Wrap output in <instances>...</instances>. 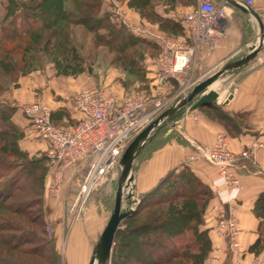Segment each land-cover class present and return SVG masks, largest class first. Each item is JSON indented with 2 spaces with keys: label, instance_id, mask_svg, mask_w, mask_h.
I'll return each mask as SVG.
<instances>
[{
  "label": "trees",
  "instance_id": "trees-1",
  "mask_svg": "<svg viewBox=\"0 0 264 264\" xmlns=\"http://www.w3.org/2000/svg\"><path fill=\"white\" fill-rule=\"evenodd\" d=\"M127 1L145 22L187 39L183 25L167 15L181 0H164L170 6L163 14L154 0ZM0 8V93L49 65L60 76L90 71L74 37L77 28L92 35L96 47L115 53L114 65L129 80L124 83L141 84L149 92L145 62L155 45L117 24L103 0H0ZM15 110L5 105L0 111V264H64L55 238L45 229L47 157L36 158L21 148L23 131L13 122ZM212 197L188 167L169 172L138 197L139 205L117 232L111 264H205L212 242L201 226ZM263 201L264 195L258 202L261 210Z\"/></svg>",
  "mask_w": 264,
  "mask_h": 264
},
{
  "label": "crops",
  "instance_id": "crops-1",
  "mask_svg": "<svg viewBox=\"0 0 264 264\" xmlns=\"http://www.w3.org/2000/svg\"><path fill=\"white\" fill-rule=\"evenodd\" d=\"M253 9L258 14L264 11V0H256ZM160 12L164 13L163 10ZM174 13L169 12L167 15L174 17ZM129 15L134 21H140L132 13ZM238 38L237 41L235 37L230 39L228 33L227 41L222 40L215 49H207L196 55L188 80L194 79L196 73L199 77L191 82L203 77L204 80L228 63L234 62L233 59L243 49L238 46ZM250 46L247 45L246 49ZM94 82L93 77L85 74L75 77L60 76L50 66L20 78L12 90V106L16 107L12 119L23 131V138L19 142L21 148L30 155L46 153L48 149L47 143L35 134L22 113V103L41 99L54 114L56 124L71 127L81 118L73 101L75 92L96 85ZM152 83L151 81L149 92L154 89ZM215 85L212 88L220 94L218 103L196 110H191L189 106L177 111L176 113H180L162 137L164 144H147L134 163V192L138 198L155 188L169 172L188 167L213 194L201 226L202 230L208 232L212 242L205 264H264V210L258 207V202L264 195V147L254 152L250 158L240 159L236 163L235 173L240 182L236 189H228L224 185L215 166L205 162H185L196 146L212 145L218 135L226 136L230 149L239 154L249 150L254 141L264 144V55L259 53L245 67L228 71ZM173 87L168 82L164 94L169 97L167 93L172 92ZM117 92L124 91L121 89ZM231 94L233 98L228 101ZM169 121L170 119L167 122ZM143 156L145 157L141 160ZM51 180L53 176L48 171L43 196L44 220L54 225L57 248L63 245L67 247L69 257H65V263L88 264L93 247L110 216L105 211L98 210L97 200L92 197L87 203L84 217L72 222L69 208L77 193L79 179L72 171H66L57 196L49 194L46 188ZM231 205L236 207V219L240 227L238 257L231 252L228 240L218 237L214 231L218 212Z\"/></svg>",
  "mask_w": 264,
  "mask_h": 264
},
{
  "label": "built area",
  "instance_id": "built-area-1",
  "mask_svg": "<svg viewBox=\"0 0 264 264\" xmlns=\"http://www.w3.org/2000/svg\"><path fill=\"white\" fill-rule=\"evenodd\" d=\"M237 1L252 9L256 2ZM113 4V16L118 24L125 25L137 36L156 43L160 48L152 77L153 91L130 94L99 85L82 88L73 96L81 118L71 127L54 124L52 111L39 101L20 105L35 134L48 145L45 154L53 176L46 187L49 194H59L66 171H72L79 179L77 193L69 208L72 222L84 217L91 196L118 175L120 160L130 142L178 99L164 94L167 83L177 82L180 94L185 95L203 81L204 77L194 82L188 80L192 62L198 53L215 49L225 38L229 25L227 4L199 0L197 7L182 20L187 39H178L160 33L156 26H132L119 3L113 0ZM263 147V143L254 141L249 150L239 154L230 149L226 136L218 135L212 145L196 146L185 162H205L215 166L224 185L236 189L240 186L235 173L236 163L250 158ZM214 231L218 237L228 240L231 252L238 257L240 227L234 205L218 212Z\"/></svg>",
  "mask_w": 264,
  "mask_h": 264
},
{
  "label": "rangeland",
  "instance_id": "rangeland-1",
  "mask_svg": "<svg viewBox=\"0 0 264 264\" xmlns=\"http://www.w3.org/2000/svg\"><path fill=\"white\" fill-rule=\"evenodd\" d=\"M214 1L218 5H221L223 3L220 0H214ZM116 2L119 3L120 9H122V12L125 14V18L127 19V21H129V23L132 26L135 27V26H138L139 24L140 25H142V24L143 25H145V24L146 25H152V26H156L158 31L160 33L166 35V36L175 37L178 39L183 38L179 34L178 35H172L171 32L166 31L164 29H161L160 28L161 26L154 21L153 22L152 21H146L145 22L144 20H142L140 18L139 14L136 11H134L132 8H130L127 0H116ZM154 3L158 6V8L160 10L165 9L166 6L167 7L170 6L164 0L162 2H159V3L157 0H154ZM103 4H104V7H106V10H108L110 12L111 17L115 19V17L113 16V13L115 12L113 0H103ZM198 4H199V0H181V2H178V4H176V6H175L176 9H175V13H174V18L176 19V21H178L180 24H182V20H183L184 16L188 12H190L192 9L197 7ZM226 7H227L228 18H229V20H228L229 25L227 27L228 32L227 31L225 32L226 39L224 38L223 40L227 41V34L229 33L230 39H234V37H235V40L237 41V37H239L238 38L239 39L238 46L239 47L241 46L243 48L242 52L240 54H238L233 59V61H236L237 59H240L244 54L248 53V50L246 49L247 45H252V44L257 45L258 44L260 30H259V25H258L257 21L253 17L242 13L240 10L232 7L231 5L227 4ZM116 10H117V7H116ZM131 13H132V15L139 17L140 21H134V19L129 15ZM3 14H4V11L2 10V8H0V20L3 17ZM259 15L262 18V21L264 23V11H260ZM119 19L122 21V18H119ZM115 20H117V19H115ZM74 37H75V40L78 43L79 47L81 46L80 53L84 58V64H85L84 66L88 70H90V71L84 72L82 74L89 75L90 77H93L94 81H95L94 83H96V85H99L102 87H108L114 91L122 89L124 92L127 91V93H128V91L129 92H136V91L146 92V86L139 84V85H136L137 87H134L133 85L128 86L127 82H126L127 84L124 83V81H127L128 78L124 75V73L121 69H119L116 65H114L113 60L115 57V53H112L111 51H109L107 48H104V47H96L95 41H94L92 35L88 34L84 30H82L81 28H77L75 30V36ZM142 39H144V38H142ZM152 43L155 45V48L149 49L148 53L150 56L147 57L146 62H145L148 65V72H149L148 76L149 77L148 76L147 77H148L150 83L152 81V75L154 73V66H156V63L159 59L160 52H161L160 48L154 42H152ZM198 54H200V53H198ZM260 54L264 55V50L262 52H260ZM49 66L52 67L53 65H49ZM82 74H80V75H82ZM80 75H78V76H80ZM65 77H68V76H65ZM70 77H72V76H70ZM198 77H199L198 73H196V74H194V79L190 78L189 81H191L192 79L195 80ZM171 84L174 86L173 91L169 92V94L167 93V95H169V96L173 95V96L178 97V99L176 98L177 100H175L173 102V104H174V103L178 102L179 100H181L183 97H185L189 93V90L187 92H185V95L180 94L181 90L179 89L177 82L172 80ZM117 87H119V89H116ZM14 88H15V86H11L4 93H0V111H1V106H5V105L12 106L13 105L12 102H14V101L12 98V92H13L12 90H14ZM130 94H135V93H130ZM35 101H39L43 105H45L41 99H37ZM31 103H33V102H31ZM24 104H30V103H22V105H24ZM45 106L48 107L47 105H45ZM54 124H56V123H54ZM56 125H58V124H56ZM170 125H171V123H169V122L165 123L151 136V138H150V139H152V141L150 142L151 146L154 143L155 144L158 143L157 146L160 144H164L165 141H163L162 137L167 133V131L170 128ZM58 126H61V125H58ZM43 154H45V152L44 153L38 152L36 155H31V156L39 158ZM144 157L145 156L141 157V160L144 159ZM46 166L48 167V171H49L48 159L46 162ZM119 176H120V171L118 172V175L114 178L113 181L105 184L103 187H101L97 192H95L91 196V198L93 197L94 199L97 200V204L99 206L98 210L105 211L107 216H110L112 208H113L115 192L117 189ZM131 187H133V183H132ZM131 191H133V190H131V189L127 190V192H131ZM134 194H135V192H134ZM135 198L138 199L136 197V194H135ZM34 211H36V208H34ZM45 229H46V233H47L48 237H54V233H53L54 225L53 224L45 223ZM48 229H50V233H49ZM65 241L63 240V242H65ZM66 249H67V247L65 245H63V247L57 248V253L60 255L61 262H63L64 264H66L65 260H64L65 257H66V259L69 257L68 254L66 253V251H67Z\"/></svg>",
  "mask_w": 264,
  "mask_h": 264
},
{
  "label": "water",
  "instance_id": "water-1",
  "mask_svg": "<svg viewBox=\"0 0 264 264\" xmlns=\"http://www.w3.org/2000/svg\"><path fill=\"white\" fill-rule=\"evenodd\" d=\"M220 1L231 5L242 13L253 17L257 21L260 30L258 44H252L248 49V53L244 54L240 59L228 63L222 69L197 84L185 97L171 105L166 111L150 123L129 144L120 160V176L110 217L103 232L93 247L88 264H111L117 232L121 228L125 219L140 203V200L135 198L134 188L131 187L134 180L133 168L135 161L149 143L151 136L163 126L174 113L183 108L190 106L191 110H196L203 106H212L218 103L220 94L214 90L212 86L215 85L228 71L238 70L245 67L264 50V23L260 15L252 8L243 7L237 0ZM232 98L233 94L229 96L228 101ZM129 189L133 191L127 192Z\"/></svg>",
  "mask_w": 264,
  "mask_h": 264
},
{
  "label": "bare ground",
  "instance_id": "bare-ground-1",
  "mask_svg": "<svg viewBox=\"0 0 264 264\" xmlns=\"http://www.w3.org/2000/svg\"><path fill=\"white\" fill-rule=\"evenodd\" d=\"M238 3H239V2H238ZM239 4H240V3H239ZM240 5H241V4H240ZM212 87L214 88V87H216V85H213Z\"/></svg>",
  "mask_w": 264,
  "mask_h": 264
}]
</instances>
